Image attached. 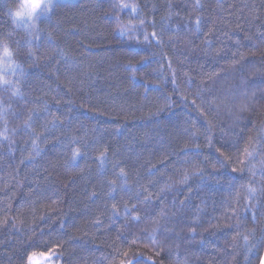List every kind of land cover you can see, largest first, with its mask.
<instances>
[{
	"label": "trees",
	"instance_id": "16d2710c",
	"mask_svg": "<svg viewBox=\"0 0 264 264\" xmlns=\"http://www.w3.org/2000/svg\"><path fill=\"white\" fill-rule=\"evenodd\" d=\"M18 3L0 264H261L264 0H54L34 27Z\"/></svg>",
	"mask_w": 264,
	"mask_h": 264
},
{
	"label": "snow or ice",
	"instance_id": "6c2138e0",
	"mask_svg": "<svg viewBox=\"0 0 264 264\" xmlns=\"http://www.w3.org/2000/svg\"><path fill=\"white\" fill-rule=\"evenodd\" d=\"M53 5H54V0H37L35 7H32L30 5L29 0H19V3L16 4L15 7L21 9V11L15 13L13 9H10L9 11L13 17L14 23H17L18 21L26 22L34 27L36 25V22L40 20L42 16H46L51 12ZM124 7H127V5H124ZM196 23L199 24V20H197ZM153 35H155V33H153ZM11 56H12V52L9 49L7 43L5 42L3 45L2 54H0V64H5L4 57L10 58ZM5 66L8 67L10 65H5ZM0 82L4 84L11 83V81L5 79L2 75H0ZM245 152L248 155H251V153H249L247 149H245ZM245 240H247V237H245ZM127 264H132V261L131 260L127 261Z\"/></svg>",
	"mask_w": 264,
	"mask_h": 264
},
{
	"label": "rangeland",
	"instance_id": "374dc122",
	"mask_svg": "<svg viewBox=\"0 0 264 264\" xmlns=\"http://www.w3.org/2000/svg\"><path fill=\"white\" fill-rule=\"evenodd\" d=\"M23 23H26V22H23ZM5 61V60H4ZM5 65H9V62L7 64V62L5 61V64H0V71H2L6 66ZM10 66H8L7 68H9ZM36 258L40 261H42L43 264H49V263H46L45 259H49V258H52V256L50 255H43V256H35L33 257L31 260L34 259V262L33 264H38V260H36ZM41 262L39 264H42Z\"/></svg>",
	"mask_w": 264,
	"mask_h": 264
},
{
	"label": "clouds",
	"instance_id": "9594fccd",
	"mask_svg": "<svg viewBox=\"0 0 264 264\" xmlns=\"http://www.w3.org/2000/svg\"><path fill=\"white\" fill-rule=\"evenodd\" d=\"M29 2H30V5H31L32 7H35V6H36V2H37V0H29ZM13 11H14V13H15V12L21 11V9H18V8L14 7V8H13Z\"/></svg>",
	"mask_w": 264,
	"mask_h": 264
},
{
	"label": "water",
	"instance_id": "95a60500",
	"mask_svg": "<svg viewBox=\"0 0 264 264\" xmlns=\"http://www.w3.org/2000/svg\"><path fill=\"white\" fill-rule=\"evenodd\" d=\"M261 264H264V258H263V260H262V263Z\"/></svg>",
	"mask_w": 264,
	"mask_h": 264
}]
</instances>
